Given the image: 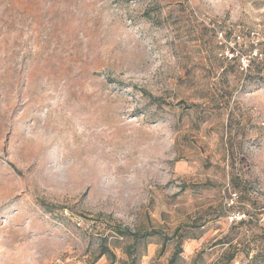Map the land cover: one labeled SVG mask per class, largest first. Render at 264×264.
<instances>
[{
  "label": "rangeland",
  "instance_id": "rangeland-1",
  "mask_svg": "<svg viewBox=\"0 0 264 264\" xmlns=\"http://www.w3.org/2000/svg\"><path fill=\"white\" fill-rule=\"evenodd\" d=\"M104 238L112 264L181 238L177 264H264V0H0V264Z\"/></svg>",
  "mask_w": 264,
  "mask_h": 264
},
{
  "label": "trees",
  "instance_id": "trees-1",
  "mask_svg": "<svg viewBox=\"0 0 264 264\" xmlns=\"http://www.w3.org/2000/svg\"><path fill=\"white\" fill-rule=\"evenodd\" d=\"M243 222V221H242ZM240 222V223H242ZM112 233L115 234L117 237L123 239V238H131L134 242L140 240V239H145L147 237L153 236V235H157L156 232H151V233H147V234H143L140 235L139 233L136 232H131L129 230H121L120 228H114V230H112ZM194 238H191L190 240H192ZM168 238H163V241L161 243V248L159 251V255H162L165 249V245H166V241H168ZM182 238L179 239L177 241L176 244V249L174 250V252L172 253L170 259L168 260V264H177L178 260H180V254H181V248H180V244L182 242ZM106 241L107 238L102 239L101 243H100V248H99V252L98 254L94 257L93 261L91 264H95L98 260H100L102 257L109 255L111 261L110 264H112L114 262L115 256L108 250L107 246H106ZM228 245L231 246L232 245V241H227L225 242L223 239H220L218 241L215 242L214 245ZM200 254L202 252H199ZM199 254V255H200ZM246 257H248V253L245 254ZM235 258V256L232 254V256L230 257V259H228V264H232L233 259ZM257 258V254L255 256L252 257V260ZM138 260L137 258H135V256H131V260L129 262H126L124 264H137Z\"/></svg>",
  "mask_w": 264,
  "mask_h": 264
},
{
  "label": "crops",
  "instance_id": "crops-1",
  "mask_svg": "<svg viewBox=\"0 0 264 264\" xmlns=\"http://www.w3.org/2000/svg\"><path fill=\"white\" fill-rule=\"evenodd\" d=\"M187 248H188L189 251H192L194 249L193 241L188 244V247Z\"/></svg>",
  "mask_w": 264,
  "mask_h": 264
},
{
  "label": "built area",
  "instance_id": "built-area-1",
  "mask_svg": "<svg viewBox=\"0 0 264 264\" xmlns=\"http://www.w3.org/2000/svg\"><path fill=\"white\" fill-rule=\"evenodd\" d=\"M236 220H241L242 216L239 214H236V216L234 217Z\"/></svg>",
  "mask_w": 264,
  "mask_h": 264
}]
</instances>
